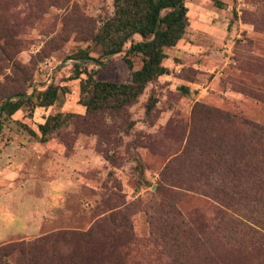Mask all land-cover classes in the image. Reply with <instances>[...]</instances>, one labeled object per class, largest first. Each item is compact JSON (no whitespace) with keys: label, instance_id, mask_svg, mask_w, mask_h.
Segmentation results:
<instances>
[{"label":"rangeland","instance_id":"374dc122","mask_svg":"<svg viewBox=\"0 0 264 264\" xmlns=\"http://www.w3.org/2000/svg\"><path fill=\"white\" fill-rule=\"evenodd\" d=\"M20 1L8 11L12 57L31 72L20 70L17 88L33 98L0 116V264H264V250L235 249L243 247L229 222L262 208L248 200L229 208L230 199L219 207L198 178L216 136L235 135L216 112L264 126V0H184L186 26L164 49L165 73L121 112L89 118L79 102L83 71L127 83L141 66L140 55L125 54L129 43L106 57L93 40L111 0ZM5 75L11 67L0 63L1 84ZM48 86L56 100L35 106ZM55 114L73 117L40 140L38 125ZM170 208L194 231L211 225V234L225 212L227 244L173 261ZM114 211L125 218L116 231ZM109 241L130 242L128 261L106 251Z\"/></svg>","mask_w":264,"mask_h":264},{"label":"trees","instance_id":"16d2710c","mask_svg":"<svg viewBox=\"0 0 264 264\" xmlns=\"http://www.w3.org/2000/svg\"><path fill=\"white\" fill-rule=\"evenodd\" d=\"M19 1L0 0V63L9 64L11 67V75H5L4 84L0 83V116H11L33 98V93L26 95L17 88L18 77L22 74L20 70L26 71L28 78L31 72L13 62L12 57L15 47L12 37L16 29L9 20L8 11L9 7H15L13 3ZM27 2L28 0H21L17 7L27 5ZM111 2L112 15L101 24L93 40L100 47L102 56L106 57L122 52L123 46L129 43L125 54L140 55L141 66L130 72V81L127 83L97 81L90 73L83 71L85 79L79 82V102L84 107L86 118L103 111L118 113L133 104L148 83L165 73V68L161 65L165 57L164 49L174 46L180 40L186 26L184 0H111ZM134 35H137L140 41L133 42ZM85 59L87 57L83 58ZM125 62L130 67L129 60L126 59ZM74 72L76 78L82 71H79L78 66L75 65ZM55 100L56 87L48 86L44 91L36 94L35 106L48 107ZM72 117L73 115L60 114L47 116L44 122L38 125L40 140L48 134L57 132L66 124L67 118ZM214 117L228 124L226 132L230 133L229 130L232 128L235 135L216 136L211 142L215 144L213 148L216 153L211 154L210 151L205 150L198 178L203 182V186L208 184L207 191L215 202L219 203V207L228 208L222 202L230 199L229 208L240 206L245 200L253 206L262 208L260 214L257 212L258 215L255 217L251 215L246 219L239 216L230 219L229 222L234 234L240 237L243 247H235V249L264 250V126L235 115L216 112ZM212 181L220 182L222 187H214ZM170 212L174 221L168 227V231L173 233L169 237L168 244H170L169 251L173 253V261L178 262L183 258L186 261L183 253L188 255L193 251L196 254L198 249H207L209 244L212 247L227 244L223 234L220 233V226H224L222 220L225 219L223 216L226 215L225 212L220 211V216L216 214L219 226L213 227V234H211V225H200L199 229L194 231L188 219L187 221L182 219L172 208ZM121 213L114 211L109 216L114 231L119 228L121 221L125 223ZM113 216L119 219L114 220ZM159 237L161 238L162 235ZM53 242L56 243V240ZM112 242H108L106 251L114 252L121 263L128 261L129 252L126 248L130 242L117 244ZM158 254L160 255L161 252Z\"/></svg>","mask_w":264,"mask_h":264}]
</instances>
